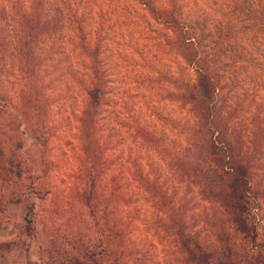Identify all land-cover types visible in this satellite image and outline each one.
<instances>
[{
    "label": "trees",
    "instance_id": "1",
    "mask_svg": "<svg viewBox=\"0 0 264 264\" xmlns=\"http://www.w3.org/2000/svg\"><path fill=\"white\" fill-rule=\"evenodd\" d=\"M6 4L0 209L44 219L38 264H264V0Z\"/></svg>",
    "mask_w": 264,
    "mask_h": 264
},
{
    "label": "rangeland",
    "instance_id": "2",
    "mask_svg": "<svg viewBox=\"0 0 264 264\" xmlns=\"http://www.w3.org/2000/svg\"><path fill=\"white\" fill-rule=\"evenodd\" d=\"M113 3L114 0H100V5L103 8ZM117 3L120 8L126 6L124 1H117ZM127 6L133 7V4L128 3ZM5 8V16H0V84L3 89L17 90L19 71L17 70V55L14 48L16 44L13 30L15 22L7 4ZM116 13L117 11L110 13L103 21L102 31L111 34L110 37H107L109 39L114 36L113 31L117 30L115 20L122 21L119 27L123 33L127 34L128 32L126 26L128 25L126 23L128 17L118 16ZM130 18L128 20L131 21ZM134 20L131 21V27L136 26ZM141 22L139 21V23ZM17 144L22 150L28 151L30 156H35V140L28 132L20 134ZM23 213V202H11L0 209V264H38L44 256V247L47 244L43 231L45 221L41 216L37 217L33 222L34 233L30 235L24 230ZM61 226L66 227L67 225L62 221Z\"/></svg>",
    "mask_w": 264,
    "mask_h": 264
}]
</instances>
